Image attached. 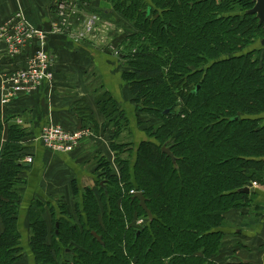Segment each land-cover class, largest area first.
I'll return each mask as SVG.
<instances>
[{
    "label": "trees",
    "instance_id": "16d2710c",
    "mask_svg": "<svg viewBox=\"0 0 264 264\" xmlns=\"http://www.w3.org/2000/svg\"><path fill=\"white\" fill-rule=\"evenodd\" d=\"M254 5L253 0H123L114 7L134 24L118 57L126 68L123 78L137 123L145 122L141 113L147 112L163 124L145 129L151 140L135 149L127 115L107 91L96 90L98 107L115 130L112 151L137 153L134 176L130 157L121 164L117 156L116 163L125 168L122 177H109L108 191L101 186L98 191L109 200L115 191L128 215L137 211L149 224L127 230L116 220L112 226L108 218L105 233L97 223L98 209L86 206L88 223L70 228L66 219L57 220L54 205L34 201L30 246L38 264H55L59 253L69 259L67 264H131L122 257L123 246L131 254L139 252L134 264H215L226 241V213L250 208L247 200L259 192L240 191L255 182L264 185V123L252 119L264 113V71L256 51L239 53L252 40L264 39V25L247 15ZM132 12L139 21L130 17ZM2 119L0 112V264H16L23 257L17 180L27 169L21 163L26 156L21 142L30 137L24 125L10 124L3 145ZM163 147L171 149L175 162ZM131 191L144 194L152 220ZM254 206L257 212L250 218H255L244 227L252 228L262 216L261 205Z\"/></svg>",
    "mask_w": 264,
    "mask_h": 264
},
{
    "label": "crops",
    "instance_id": "0c3cea01",
    "mask_svg": "<svg viewBox=\"0 0 264 264\" xmlns=\"http://www.w3.org/2000/svg\"><path fill=\"white\" fill-rule=\"evenodd\" d=\"M64 1H68V3L82 1L88 5L86 6L84 4L85 7H82L81 10L87 14L80 21L76 22V28L72 30V34L76 31L79 32L82 29L81 26L83 27L85 22L90 20L95 35L90 38L87 37L84 40L92 41L96 46L93 47L90 44L83 45V43L78 44L63 32L49 37L48 42L44 44V50L49 52L55 72V79L52 81V89L55 93L54 95L52 94L51 101L47 98L51 95V93L47 92L48 89H45L47 86H42L39 91H36L32 95L16 98L9 105H3L2 100L6 93L5 81L7 73L10 71L9 69L13 63H6L3 55L0 53V110L2 112V120L6 121V123L22 121L25 128L29 130L27 132L28 136L32 139L29 155L34 157V163L27 164L30 166L28 167L30 170L28 173H25V184L22 186L20 192V214L23 210L25 213L24 216L22 214L20 216L19 214L18 218L19 222H21V217H24L23 219L26 223L23 225L24 228H29L28 221L30 219L32 202L39 200L43 203H50L64 190L70 193L69 195H73L72 182L75 180L77 186L80 187L84 178L91 177L84 172V164L87 159L84 160L83 156H79L81 153L82 155L90 154L85 144H80L75 152L76 154L73 153L74 156L46 153L37 134L41 130L42 125L50 120L73 129L88 124L87 127L93 132L90 141L88 140L95 144L94 149H92L93 153L102 152L109 158L113 152L111 145L115 133L111 127L112 122L106 119V115H103L98 107V103L96 102L98 99L93 94L94 92H92V89L95 91L97 88L90 87L92 79L94 78L95 80L98 77L101 86L99 88L103 89L104 92L107 91L112 96L118 110L121 112L124 111L125 115L127 112V107L124 103L127 99L122 101L124 92L129 91L128 85L123 78L126 70L124 63L114 53H104L100 47H97L104 46L105 42L114 40L117 43L113 44V50L118 51V48H123V40L129 33L128 31L127 35L122 38L116 30L111 31L114 29L112 27V29L109 28L111 35L108 34L107 24L109 22H115V29H117V24H128L122 20L123 16L118 14L114 10L113 5L109 3L111 0H0V23L21 10L33 26L38 29L47 30L48 32L53 24L59 20L58 5ZM91 14L95 15L94 17L98 19V22H101L98 25H103L106 30L103 28L100 31L96 27L97 21L93 20L94 18H89ZM118 16L120 18H117ZM73 21H77L76 18L71 20L72 27ZM109 35L111 37H107ZM30 52L25 51L18 61L21 62L23 60L22 58H29ZM15 68L18 67H14L13 69ZM86 70L91 71L90 75L92 77H89V80H86V75L84 74ZM77 74L80 84L78 83L76 87H73L77 89L76 92H78V95L71 97L67 93L65 95L59 94V89L61 88H73L71 85L75 82L74 75ZM76 81L78 82L77 79ZM128 94V101L130 102L132 97L129 92ZM81 100L85 101L83 105L88 106L89 120L86 119L85 112L76 105V102ZM129 106L133 109L134 118L137 122L135 105L129 103ZM5 127L6 132L3 134L5 139H7L9 126L5 125ZM139 129L141 130V128ZM260 196L262 197L261 202H264V196ZM250 209L246 208L242 211L235 210L225 215L230 226L224 228L226 241L218 254L213 258L215 264H264V214L258 219V223L254 224L255 226L252 225V228L244 227L246 222L250 226L251 220L255 218H250ZM46 220H51V216L50 218L48 217V212L46 214ZM2 231L3 224L0 218V233ZM20 231L21 229L19 228Z\"/></svg>",
    "mask_w": 264,
    "mask_h": 264
},
{
    "label": "rangeland",
    "instance_id": "374dc122",
    "mask_svg": "<svg viewBox=\"0 0 264 264\" xmlns=\"http://www.w3.org/2000/svg\"><path fill=\"white\" fill-rule=\"evenodd\" d=\"M121 1H123V0H111L109 3H111L113 5V7H115ZM79 4H80V6H77L74 9L69 10V14H68V17L71 20L76 18L77 21H73V23H72L73 27H68V28L66 27V28L63 29L62 32L66 33L68 35V37L72 41H74V42H76L78 44H82V43H83V45L84 44H90V46L94 47V46H96V44H93L92 41L89 42L88 40H86V41L84 40L87 37L90 38L93 35H95L94 34V29H93L92 24L90 23V20L86 21L85 24L83 25V27L81 26L82 29H80L79 32L76 31L75 33L72 34V30L74 28H76V22L80 21L81 18L84 17L87 14V13H84L85 11H82L81 9H82V7H85L84 4L86 6H88V5L86 3H83L82 1H80ZM138 8L139 7L136 6L135 9H138ZM18 14L19 15H23V16L25 15V13L20 10V11L14 13L13 15H11L4 22L0 23V27H2V25L4 23H6L8 20H11V19L15 18ZM129 15H130V17L132 19H135V20H138V21L140 20L139 18H137V16H134L135 15L134 12L129 13ZM94 16H95L94 14H91L89 18L90 19L94 18L93 20L97 21L96 22V27L99 28L100 31H102L104 26L103 25L99 26L98 24H101V22H98V19H95ZM25 17H26V15H25ZM117 18H120V16H118ZM122 18H123L122 20H124V17H122ZM26 21L31 23V21L27 17H26ZM114 23L115 22H113V21L111 23L109 22L108 24H110L111 26L107 24V31H109L113 27L114 29H112L111 31H115L116 30L122 36V38H124V36L127 35L129 30H133L134 29V26H133L134 24H132L131 22L129 24H131L132 27L129 24L128 25L127 24H124V25H120V24L118 25L117 24V29H115L116 26H115ZM104 29L106 30V28H104ZM41 31L44 34L47 42H48L50 36L58 34V32L56 31V29L53 26H52V28L50 30H48V32H47V30H42V29H41ZM111 31H109L108 34L111 35ZM134 33H138V31H134L133 34ZM75 35H76V37H75ZM110 35L107 36V37H111ZM119 39H120V37H119ZM259 41H260V39L259 40H257V39L256 40H252L249 43V45L246 47V49H241L239 51V53H242V52L243 53H247V52H255L256 51L255 55H254V58L258 60V67L259 68L261 67L263 69V71H264V48H262L260 46ZM116 43L117 42H114V40H110V41L105 42L104 46H97V47H100V49H102V51L104 53H106V52L109 53V54L114 53V55L117 56L118 52L121 51V49L118 48V51H114L113 50V44H116ZM6 52L9 53V51L7 49H5L4 47L0 46V53H1V55H3V58L6 61V63H9V62L13 63V65L9 69L10 71L7 73V78H10L8 76H10L12 74L15 75L14 72H16L19 68H24V67L29 66L30 59L22 58L23 60H21V62H20V61H18L20 59V55L18 56L17 54H15V55L7 54ZM31 54H32V51L30 52V55ZM224 57H226V56H224ZM14 67H19V68L18 69L17 68L13 69ZM53 67L54 66H53L52 58H51V61H50V72L52 73L53 78L55 79V72L53 70ZM86 71H85L84 74L86 75V80H89V77L90 78L92 77V75H90L91 71L90 70H88L87 72ZM78 77H79L78 74L74 75V81L76 83L75 82L72 83V85H71L72 87L73 86L76 87V85L78 83L80 84V80L78 79ZM76 79L78 80V82L76 81ZM52 81H50V79H49V81L44 82L41 86H38L36 89H32V90H30V92H27V93L29 95H32L36 91H39V89L42 86H44V87L47 86V88H45V89H48L47 92L51 93V95H49V97H47V98H48L49 101H51L50 99L52 98V94L54 95V93H55V91H53V89H52ZM74 87L71 88V89H67L66 87L64 89L61 88V89H59V94L65 95L67 93L68 96L75 97V96L78 95V92H76L77 89L74 88ZM90 87L97 88V91H100L99 87H101V86H100V80H99L98 77L95 80H94V78L92 79V81L90 82ZM127 91H125L124 94L122 95V98H123L122 101H124L125 99H127V101L129 100V94H128L129 91L128 92ZM92 92H94L93 93L94 95H95V93H97L96 90L93 91V89H92ZM22 96H26V94L25 95L19 94L18 96L12 98L9 94L5 93L4 99L2 100V104L3 105L4 104L9 105L10 103L13 102V100H15L16 98L22 97ZM8 99H9V103L8 104L4 103V101L8 100ZM127 101H124V103L126 104V107L129 108V109L126 108V110L128 112V113L126 112V115L128 116V119L130 121V125H129L130 128L129 129H130V133H131V137H132V142L134 144V148L136 149V147L142 141L151 140L150 136L146 134L147 132H145V129H149L150 127H153V126L154 127H158L159 125L163 124V122H162L161 119L155 117L154 115H150V114H148L146 112V113H141L142 116L144 117L143 121H145V122H142V124H141L142 127L137 125V122H136V120L134 118V111L129 106V103H131V101L130 102L129 101L127 102ZM83 102H85V101L81 100L79 102H76V105L79 106V108L82 111L85 112L84 114L86 116V119L89 120V115H88V110H87L88 106L87 105H83ZM0 112H1V110H0ZM252 119H256V120L263 119L261 122L264 123V113L253 115ZM10 124L11 125H17L19 127L23 126L22 121H20V122L19 121L18 122H14L13 121V122L5 123V125H8V126ZM87 126H88V124L84 125V126H81L79 128L73 129V128H68L67 126H63L61 124L55 123V122L50 120L49 122H46L44 125H42L41 130H39L38 131L39 133H37V134H38V136L40 138L42 136V132H43L44 128H46V127H47V129L49 131H55L56 129H60V130L64 129L67 133L75 134L78 131H80V133H82L83 131H85V129H90ZM138 127L141 128V130ZM5 132H6V127L4 129V133ZM114 133H115V130H114ZM47 134L49 135L50 144H52L53 140L55 141L54 142L55 144H59L60 143V138L56 135V133L48 132ZM92 134H93V132H92ZM90 139H91V136L90 137H86L84 139H80L81 143L85 144V147H86L87 151L90 152V154L82 155V153H81V155L79 154V156L80 157L83 156L84 160L87 159L85 164H84V172L87 173V175H90L91 177L87 178V179L84 178L83 181L81 182V186L80 187L77 186V182H75V180H74L72 182V188H73L72 190H74V194L73 195H69L70 193H67L66 190H64L63 192L60 193L59 196L54 198V200L49 203V206H50L51 203H52L51 205L55 206V208H56V215L55 216H56L57 220L66 219L65 221L67 222L68 227H70V226H78L79 228H82V222L83 221L85 223H88L86 215H84L85 211L87 212L86 206L87 207L88 206H94L95 208L98 209V214H97V217H96L97 221H98L97 223H98V225H100V228L105 233L108 232V230H105V228H104V225H106V227L108 226V224H107V219L108 218H109L110 221H112L111 222L112 226H115L114 220H116L118 222V225L117 224L116 225L119 226V227H126L127 230L128 229L141 230L143 228L142 226H144L146 224H149V220L147 218L141 217L140 213H138L137 211H135L133 213L134 214L133 216L130 215V214L128 215V212L125 210V207H124L123 203L121 201H117V200H120V198H118V195H117L118 193L116 194L115 191L112 194V199L110 198L111 200H109L108 197L106 199H103V197L101 195V192L98 191L99 188H101V187H102L101 189H105V190L108 191V189L106 187L107 184H105V183L107 182V179H109V177H111V176L112 177H122V174H123L122 170H123L124 166L123 165H119V163H116V160L118 159L117 156L121 157L120 158L121 164H122V162L124 163L126 160H128V158L130 157V163H129L128 166H129L130 171H131L130 173H132V175L134 176V171H135L134 167H135V161H136L137 153L134 151L131 154V156H130L129 152H127V153L126 152H120V154H117V152L116 153L112 152L111 155L109 156V158H108V156L104 155L102 152H95V154H94L92 149H94L95 144H94V142H89ZM31 140L32 139H28V141L25 144H23L24 140H23V142H21L22 146L26 148V152H25L26 156L24 158H21V163L22 164L24 163L26 167H27V163H28L29 159L32 161V163H34V161H33L34 157L32 155H29V153H30L29 150H31V147H30L31 146L30 145ZM114 140H115V138H114ZM6 141H7V139H5V136H4V140L2 142L3 145L6 144ZM41 143H42V146L44 147V149L46 150V153L57 154L54 151L50 150L48 147H46V145H45L46 143L45 144L43 142H41ZM135 145H136V147H135ZM72 149L69 150V152L65 153V154L66 155H73V153H75L77 151V149H74V148H72ZM102 163H103V165H102ZM29 170L30 169L27 167V169L23 170V173L21 175L25 176V173H28ZM115 175H118V176H115ZM133 176H132L131 180L134 181ZM17 182H19L18 186L22 187L25 184V178L24 177L23 178L20 177L19 181L17 180ZM254 185H256V187H254V189L256 191H258L259 193H258L257 197L249 198L247 200L248 203H246L245 206H248L250 208L252 207V209H250V213L253 214L254 212H257L256 207L254 206V203H256L258 205L260 204L261 207H262V208H260V210L263 211V213H262V216H263V214H264V202H261L262 197L260 195L264 196V185H262L260 183H257V182H255ZM112 186H113V189L115 187H117V186H114V184ZM86 189L87 190H95L94 192L97 191V193L96 194H94V192L90 193L91 191L87 192ZM111 202H112V204H111ZM249 203H251L252 206ZM61 204H63V205H61ZM60 205L63 206L64 210L61 208ZM246 208H240V209H236V210H241L242 211L243 209H246ZM23 211L21 213L22 216H24V213H25V211L24 212ZM232 211H235V210H231L230 212H232ZM228 213L229 212H227L226 214H228ZM21 214H20V216H21ZM111 216L113 217V220H111ZM130 216H132L131 217V219H132L131 221L129 219ZM48 217L50 218V214L49 213H48ZM23 218L24 217H21V222H19V225H18V227L21 229V231H20L21 232L20 233L21 234V245L20 246L23 248V257L17 261V264H38L37 263L38 261H37L32 249H31V246H30V240H31L30 219L28 221L29 228H30V230H29L28 227L27 228L23 227V225L25 223ZM225 220H226V222L224 223L225 227L226 226L228 227L227 223H229V221L227 220V218ZM91 227H94L93 224L92 225L90 224V228ZM74 233H72V234H74ZM74 236L76 237V233L74 234ZM79 243H81V242H79ZM80 245H81L82 248L86 247V243H81ZM76 250L82 251V253H85V254L89 253L87 251H84L83 249L81 250V249H77L76 248ZM122 250L124 251V253L122 255V257L124 259L125 258H129V261H131V264H134L135 262H137L136 259H137V256H138L139 252L136 251V252H132V254H131V252H128L125 249L124 246H123ZM59 255H61V254L59 253ZM59 255L57 254L56 260H54L55 264H67V261L69 259L62 258ZM113 264H115V262Z\"/></svg>",
    "mask_w": 264,
    "mask_h": 264
},
{
    "label": "built area",
    "instance_id": "2783aa9c",
    "mask_svg": "<svg viewBox=\"0 0 264 264\" xmlns=\"http://www.w3.org/2000/svg\"><path fill=\"white\" fill-rule=\"evenodd\" d=\"M79 1H73L68 3L64 1L58 5V18L53 27L59 33L63 31L64 28L72 27L71 19L68 17L70 8H75L80 6ZM55 25V26H54ZM46 38L42 33L41 29L36 28L31 23L26 21L25 15H17L15 18L8 20L6 23L0 27V46L4 47L9 51L7 54L18 56L22 55L25 51H32V54L28 59H30V64L24 68H17L18 70L15 75H10L5 81L6 94H9L12 98L18 96L19 94L29 95L32 89H36L41 86L46 81H52L53 75L50 72V61L51 57L49 52L44 50V44L46 43ZM119 55V52L117 56ZM13 73V72H12ZM4 103H9V99L5 100ZM48 132L56 133L60 138V143L55 144L54 140L52 144L49 142ZM92 131L90 129H85L82 133L80 131L73 133H67L64 129H56L55 131H49L44 128L42 136L39 138L41 142L50 150L55 153L65 154L68 153L72 148L77 149L81 143L80 139L86 137H92ZM73 150V149H72ZM28 160V159H27ZM26 160V161H27ZM27 164H32L29 159ZM254 185V184H253ZM256 187V185H254ZM135 195V191L131 192Z\"/></svg>",
    "mask_w": 264,
    "mask_h": 264
},
{
    "label": "water",
    "instance_id": "95a60500",
    "mask_svg": "<svg viewBox=\"0 0 264 264\" xmlns=\"http://www.w3.org/2000/svg\"><path fill=\"white\" fill-rule=\"evenodd\" d=\"M253 3L255 4L254 7L247 11V15H252V16H256L258 21H259V25H264V0H253ZM259 44L262 48H264V39L259 41ZM163 153L167 154L174 162H175V158L174 155L171 152V149L168 147H163ZM27 167H30L29 165H27ZM240 192L242 193H255V189H254V185L250 184L247 188L241 190ZM134 200H138L140 203L141 208L144 210V213H146L148 215V218L150 220L153 219V215L151 213V211L149 210V208L147 207V199L144 196V194L142 192H137L135 193V195L133 196ZM57 229L59 228V223H57L56 225ZM56 229V230H57ZM57 234H58V230H57ZM140 234V232L138 233V235ZM93 236L99 241H102V238L100 236H98L96 233H93Z\"/></svg>",
    "mask_w": 264,
    "mask_h": 264
}]
</instances>
